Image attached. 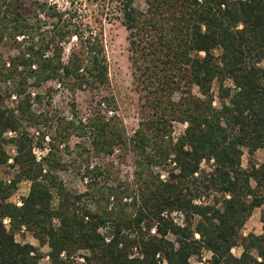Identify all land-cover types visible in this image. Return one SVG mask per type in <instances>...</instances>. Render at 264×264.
Instances as JSON below:
<instances>
[{
    "label": "trees",
    "instance_id": "1",
    "mask_svg": "<svg viewBox=\"0 0 264 264\" xmlns=\"http://www.w3.org/2000/svg\"><path fill=\"white\" fill-rule=\"evenodd\" d=\"M79 1L59 9L54 0H0V44L16 48L9 61L0 57V83L27 74L37 85L54 81L101 92L110 82L103 17L116 8L153 116L129 136L123 121H114V98L99 96L96 103L112 112L113 121L60 118L49 152L37 160L24 124H49L53 117L32 109L31 98L11 107L0 91V167L10 160L4 135L13 131L19 169L12 184H0V264H40L42 251L16 239L23 229L49 246L51 264H191L203 247L212 257L202 264H264V231L240 233L264 205V161L242 164L245 150L253 156L264 148V0H98L91 19L79 14ZM71 40L79 47L71 46L65 60ZM173 121L188 123L176 141ZM89 132L95 153L133 147L136 182L131 189L110 183L101 163L82 167L95 202L78 208L79 196L58 175L68 164L61 145L65 141L69 150L72 134ZM212 160L213 170L202 171ZM168 161L174 168L163 179L152 166ZM23 178L31 186L19 206L6 198ZM209 190L224 195L223 206L198 201ZM175 210L185 212L186 225L171 217ZM237 245L243 248L239 258L232 253Z\"/></svg>",
    "mask_w": 264,
    "mask_h": 264
},
{
    "label": "rangeland",
    "instance_id": "2",
    "mask_svg": "<svg viewBox=\"0 0 264 264\" xmlns=\"http://www.w3.org/2000/svg\"><path fill=\"white\" fill-rule=\"evenodd\" d=\"M57 3L59 9H65L69 6L68 0H54ZM98 0H93L91 3L87 0L78 2L79 14H85L86 18L91 19L96 15ZM139 7H143L144 4L137 1ZM112 8V12L103 17V29L105 43L108 53L110 82L101 92H93L92 90H69L67 87L59 86L54 81L47 82L42 85H37L35 80L27 74L21 77L20 75L13 76L9 81L0 83V91L5 99L6 104L11 107L16 105L27 98H31L32 109L37 113H48L53 118L49 124L37 123L35 125L24 124L25 128L33 135L34 147L42 150L45 147H49L52 137L56 136V128L60 118L74 119L76 121H82L86 123L109 121L112 119V113L108 111L105 106H100L96 103L99 96L113 97L114 102L111 103V107L116 109L118 118L114 121L119 123L123 121L126 132L128 135H133L135 130L139 127L141 121H146L147 118L153 116V108L151 103L147 100V90L144 87L142 77H139L141 72L137 69L135 62L133 61V52L131 49L129 37V31L121 22V13ZM108 15V16H107ZM71 40L70 43H66V51L64 54L65 60L68 59L70 54V47L79 46ZM16 48L13 45L0 44V57L9 61V59L15 55ZM25 79V80H24ZM217 85L215 86L216 89ZM22 91V92H20ZM193 92L196 95H200L197 86L193 87ZM36 95H41V98H37ZM36 96V97H35ZM178 98V94L174 96ZM215 105H219V101L215 100ZM113 121V119H112ZM186 122L173 121L172 122V137L175 141L176 136H180L186 129ZM45 133V135H44ZM44 136V138H43ZM46 136V138H45ZM12 134L7 133L4 135L3 146L6 149L10 157L16 154V146L11 141ZM93 134L91 132L86 136H79L75 133L68 139L69 150L65 146V141L61 145V149L64 150L65 162L68 163L67 167L61 169L58 173L62 179L65 188L73 195L79 196L75 200L77 201L78 208L84 204L92 205L95 202L91 189L92 180L89 177H84L82 171L86 166H97L103 164L109 175L108 181L110 183H116L124 186H130V189L136 182V163L138 160L137 154L132 146L116 145L112 153L106 151L100 154L93 152L92 145ZM83 153H80L85 149ZM264 161V148L259 149L251 156L247 150H245L242 157V164L244 167H248L251 162ZM14 161L9 160L6 164L0 167V184L4 185L12 184L14 178H16L19 169L13 165ZM83 167V168H82ZM82 168V170H81ZM174 168V164L168 161L165 164L152 166L154 173L168 178L170 170ZM214 168L213 160L210 162L204 161L201 165L202 171L210 172ZM198 175V174H197ZM100 185V184H98ZM31 182L23 178L16 183L14 190L7 196L6 200L15 203L19 198L27 196L30 190ZM97 186V185H96ZM91 193V194H90ZM205 196L198 199L202 203H215L218 202V206H223L224 195L216 190H209ZM228 197V196H227ZM218 199V200H216ZM2 196H0V201ZM58 197L54 198V204L56 205ZM179 213H173L177 223L187 224V215L182 210H175ZM264 211V205L254 209L252 215L247 220L243 228L241 229V235L246 236L249 233L262 234L264 222L262 220ZM174 212V211H173ZM182 213V214H181ZM8 218V217H7ZM199 216H194L193 228L199 220ZM5 224V223H4ZM180 225V224H179ZM6 228H10L5 224ZM153 230V228H152ZM169 238L175 240L176 235L169 233ZM198 238L199 235L196 234ZM16 239L22 243L30 242L37 246L43 253V257L40 264H51L50 258L48 259L49 246L42 244L34 235L29 231H19L16 233ZM178 245V243H176ZM243 248L241 245L233 247L232 253L236 257H240ZM256 254V252H254ZM212 253L206 247H203L201 254H195L190 258L191 264H202L204 261L210 259ZM165 264V262H162Z\"/></svg>",
    "mask_w": 264,
    "mask_h": 264
},
{
    "label": "built area",
    "instance_id": "3",
    "mask_svg": "<svg viewBox=\"0 0 264 264\" xmlns=\"http://www.w3.org/2000/svg\"><path fill=\"white\" fill-rule=\"evenodd\" d=\"M110 113H112V112H110ZM186 124V127L188 126V123L186 122L185 123ZM7 133H11L12 134V136H14V135H16L15 134V132H13V131H8ZM6 133V134H7ZM175 141L178 139V136H176L175 138ZM49 150H50V146L49 147H45L44 149H42V150H40V149H38V147H34L33 148V152H34V154L36 155V157H37V160H41L42 159V157H44L48 152H49ZM13 157L14 156H12V157H10V160L11 161H13ZM93 166V165H92ZM161 178H163V179H166V177H162L161 176ZM22 199L23 198H19V200H17V201H15V203L17 204V205H22L23 204V201H22ZM200 203H202V202H200ZM173 213H179V212H177V211H174V212H171V217L177 222V220H176V218L173 216ZM182 214V213H181ZM3 221H4V223L8 226V227H10V219L9 218H4L3 219ZM180 225H183V223H179ZM100 230H101V232H105V228H100ZM153 232H155V230H153ZM48 259H49V256H48ZM162 262H165V264H167V261H161L160 262V264H162Z\"/></svg>",
    "mask_w": 264,
    "mask_h": 264
}]
</instances>
